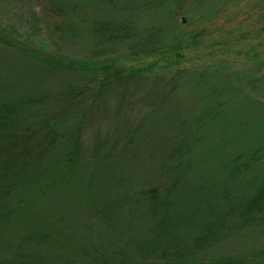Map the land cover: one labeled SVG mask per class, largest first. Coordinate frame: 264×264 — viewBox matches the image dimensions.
<instances>
[{
  "label": "trees",
  "instance_id": "16d2710c",
  "mask_svg": "<svg viewBox=\"0 0 264 264\" xmlns=\"http://www.w3.org/2000/svg\"><path fill=\"white\" fill-rule=\"evenodd\" d=\"M142 1L143 4L130 6V10L133 8L142 15L151 7H156L159 11H166L170 23L164 26L151 23L139 27L140 25L134 23L131 15L133 12L129 9L127 14L130 17H126L128 6L126 7L127 3H123V0H53L54 9L63 16L61 44L66 45L73 41L79 48L86 49L88 53L85 57H94L100 50H107L108 46L116 49L119 45H125L127 40L130 41V46L151 41L147 50L164 43H167L168 50H174L181 44L171 11L175 3L181 2L183 11L188 14L208 16L214 14L219 5L228 0L140 2ZM199 6L203 8L200 13L197 11ZM89 8L93 13L89 12ZM85 35H90L91 39L86 41ZM3 46L14 48L22 53V56H30L46 65L60 62L66 69L73 71L76 77L87 76V71H99L102 61H107L84 56L79 59L57 58L64 54L59 51L53 53L54 55L42 49L31 52L29 41L11 35L5 27L0 26V59L3 58ZM163 52H166L165 49ZM150 69L149 66L146 71ZM121 75L118 73L111 84L126 80L146 85V81L151 80L149 90H152L154 95H160V89L163 88L167 89L163 92L167 91L166 94L171 95L170 89L175 86V76L167 78L165 73L147 79L149 77H145L144 73L131 69L125 74V79ZM233 75L241 85L236 87V90L233 87L236 92L234 97L231 96L230 99L223 100L224 102L219 101L213 109L204 111L206 120L203 125L200 124L204 129L214 132L216 128L221 127L220 134L223 135L226 133L225 127H229L225 125L226 122L233 126L236 120L245 114L246 105L238 109L231 100L237 99L247 104L249 99H253L264 107V101L258 98V95L264 97V76L248 79L247 87L252 93H246L242 85L244 75ZM0 89L4 87L0 85ZM46 90L48 91L47 88ZM13 93L15 92L12 89L8 90V93H0V264H264V226L261 233L256 229L257 235L248 234L249 247L241 250H230L225 247L223 241L218 242L215 238L218 235L224 237L225 225H221L224 226L223 231L212 228L225 223L239 211L243 225L264 222V176L259 185H254L257 179L253 180V185V181H250L252 177L247 179L251 170L254 174H259L258 166L264 163V108L261 113L254 111L261 116H258L257 121L248 130L244 129L242 135L248 137L246 144L241 148L232 149L235 146L230 140L226 145L211 152L215 158L208 163L200 159L203 148L191 149L199 141L187 144L181 140L180 135L173 140L169 138L166 143L169 148L165 150L166 155L162 154L159 165L152 167V172L139 181H134L133 194L125 198L129 204V213L128 217L123 219L122 225L117 226L113 211L117 209L116 201L110 203L94 200L97 204L91 203L89 210L84 209L86 211L79 215L77 230H72L70 240L67 241L59 227L52 223L53 214L46 220L47 224L39 223L36 226L31 222L35 211L40 213L39 209L46 207V204L42 206L40 203L50 197L48 193L52 189L53 180L58 178L55 175L51 180L47 171L48 163L63 159L64 168L72 169L78 162L91 164L89 161L93 160V163L97 164L111 156H121L124 153L126 155L130 146L133 145L135 150L137 149L133 143L143 133L149 115L135 126L124 125L120 138L104 139L103 146L109 145V148L101 151V141L94 138L99 145L95 144V147L84 141L87 146L82 149L80 144L71 137H66L64 131H60L57 120H50L55 114L51 101L43 98L47 94L44 88L38 87L34 92L33 100L36 101H30L27 94H22L29 102H36L39 108V115L32 113L38 117L34 125H26L27 120L24 122L22 116L16 115L14 109L18 100L11 97ZM167 102L164 98L158 102L148 101L151 115ZM95 103L96 100L81 116L83 120H80V127L83 129L85 114ZM120 127L121 124L116 126V132ZM117 138L125 142L119 154L115 153ZM257 138H262L259 144H256ZM56 144L63 147L60 150L61 155L58 154V159L55 160L51 154L55 152ZM220 156L225 158L219 159ZM193 157L199 158L193 160ZM123 158L124 156L122 162ZM175 159L177 162L173 161ZM221 162L223 166L217 168ZM123 170L119 173L122 174ZM164 176L166 182L161 180ZM149 184L151 185L148 186ZM203 195L206 197L204 200ZM242 197L244 200L238 203ZM192 198L202 201L195 210L194 202L190 201ZM214 222L216 224L210 227ZM16 225H20V230L10 231ZM101 227L106 232V240L81 241L85 229ZM209 239L213 240L215 246L209 243ZM254 242L257 245L251 250ZM220 245L223 246L221 251Z\"/></svg>",
  "mask_w": 264,
  "mask_h": 264
},
{
  "label": "rangeland",
  "instance_id": "374dc122",
  "mask_svg": "<svg viewBox=\"0 0 264 264\" xmlns=\"http://www.w3.org/2000/svg\"><path fill=\"white\" fill-rule=\"evenodd\" d=\"M140 1L123 0V3H127L126 7L128 6L126 17H130L127 14L130 6L144 3ZM190 1L192 0L187 2ZM180 3H175L171 10L179 31L181 44L178 48L168 50L167 43H164L147 50L151 41L130 46V41L127 40L125 45H119L116 49L108 46L107 50H100L94 57L93 55L85 57L88 53L86 49L79 48L73 41L66 45L61 44L63 16L54 9L53 0H0V26L5 27L11 35L29 41L32 46L29 48L31 52L42 49L52 55L58 51L64 53L62 56H56L57 58L79 59L84 56L95 60L107 59L106 62L102 61L99 71L95 73L87 71V76L76 77L73 71L66 69L60 62V64L46 65L30 56H22V53L14 48L3 46L4 51L1 49L3 58L0 59V85L4 89H0V93H8L11 89L15 92L11 96L18 100L14 110L16 115L22 116L24 122L25 119L27 120L26 125H34L38 119L36 114H32L40 112L36 102L28 101H36L33 100L34 92L38 87L44 88L47 94L43 98L51 101L54 109L55 115L50 117V120H57L61 127L60 131H64L66 137H71L80 144L82 149L87 141L95 146L96 138L101 141L99 148L101 151L106 147L109 148V145L103 146L104 139L120 138L124 125L135 126L147 114L149 115L143 133L133 143L137 149L135 150L133 145L130 146L129 154L111 156L97 164H94L93 160L89 161L91 164L78 162L72 169L64 168L63 159L59 162L50 161L48 175L51 176V180L55 175L58 178L53 180L52 189L48 193L50 197L39 202L42 206L46 204V207L39 209L40 213L35 211V217L31 218L34 225L47 224L46 220L50 214H53L52 223L59 227L61 234L69 241L71 233L77 230L76 225L79 224L77 218L84 211L89 210L91 203L97 204L94 200L110 203L116 201L117 209L113 211L117 218V226L122 225L123 219L128 217L129 213L127 212L129 204L125 198L133 194L134 181H139L152 172V167L159 165L162 154L166 155L165 150L169 148V144H166L169 138L173 140L180 135L181 140L187 144H195L199 141L196 146L193 145L195 148L191 149L203 148L204 152L200 159L207 163L215 158L211 152L226 145L228 141L231 140L230 142L235 146L232 149L241 148L248 142L247 135L242 133L257 121L258 116H261L254 112H262L264 107L260 103L254 102L253 99H249L247 104L237 99L231 100L235 108L240 109L246 105L247 111L233 126L226 122L225 125L229 127H225L226 133L223 135L220 134L221 127L216 128L214 132L204 129L202 125L206 117L203 114L204 111L213 109L219 101L224 102L223 100L234 97L236 92L233 87L236 90L241 83H238L233 74L244 75L242 85L246 93H252L247 87L248 79L264 76V0H228L220 4L214 14L208 16L188 14L183 11ZM132 9L130 11L133 12L131 13L133 21L136 25H140L139 27L151 23L158 26L170 23L166 11H159L156 7H151L142 15L141 12L137 13ZM202 10L200 6L197 8L198 13ZM85 37L86 41L91 39L90 35ZM164 49L166 52H163ZM149 66L150 71H146ZM131 69L144 73L145 77H149L147 79H152L151 77L160 73H165L167 78L175 76V86L170 89L171 95L166 94L167 91L163 92L167 90L165 88L160 89L162 91L160 95H154L152 90H149L151 80H147L146 85L138 81L126 82V80L111 84L118 73L125 79ZM22 94H27L29 99L23 98L25 96ZM163 98L168 102L151 115L147 102H158ZM258 98L264 101L261 95H258ZM95 100V105L85 114L83 129L80 127L81 116ZM70 108L73 110H68ZM262 114L264 115V112ZM119 124L121 127L116 132V126ZM261 139L257 138L256 144H259ZM117 143L115 153L119 154L125 142L117 138ZM62 147L59 144L54 146L55 152H51L52 159H58L56 156L61 155ZM198 158L193 157V160ZM221 158L225 157L220 156L219 159ZM173 161L175 162L176 159ZM220 165L223 166L222 162L217 168ZM121 169L125 170L122 174L119 173ZM258 169L259 174H254L253 170L249 171L247 179L250 177H252L250 181L257 179L255 184V181L251 183L252 185L260 184V179L264 176V163L260 164ZM161 180L166 182L165 176ZM205 198L203 195L202 200ZM242 200L243 197L238 203ZM190 201L195 204L194 210L202 204L197 198H192ZM241 216L239 211L217 227H212L216 222L210 225L216 230H222L224 226L221 225L226 226L225 230H222L224 237L218 235L215 238L218 242L223 241L225 247L230 250L247 249L250 241L247 239L248 234L257 235L256 229L260 232L264 226V222L243 225ZM19 226L12 227L10 231L18 229ZM183 227L184 223L181 225V228ZM105 233L102 227L85 229L81 241L106 240ZM208 241L214 245L212 239ZM255 245L257 243L254 242L251 250L255 249L253 248ZM219 248V251L223 250V246L220 245Z\"/></svg>",
  "mask_w": 264,
  "mask_h": 264
}]
</instances>
